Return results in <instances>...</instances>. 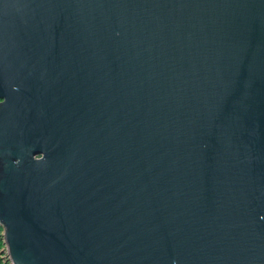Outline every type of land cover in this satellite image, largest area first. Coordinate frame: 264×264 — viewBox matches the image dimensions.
Instances as JSON below:
<instances>
[{
    "label": "water",
    "instance_id": "1",
    "mask_svg": "<svg viewBox=\"0 0 264 264\" xmlns=\"http://www.w3.org/2000/svg\"><path fill=\"white\" fill-rule=\"evenodd\" d=\"M0 100L16 264H264V0H0Z\"/></svg>",
    "mask_w": 264,
    "mask_h": 264
},
{
    "label": "bare ground",
    "instance_id": "2",
    "mask_svg": "<svg viewBox=\"0 0 264 264\" xmlns=\"http://www.w3.org/2000/svg\"><path fill=\"white\" fill-rule=\"evenodd\" d=\"M2 101H4V100H0V102H2ZM40 158H43V156H37L36 157V159H40ZM0 229H1V236H2V242H3V246L1 247V251H3V253L1 254L2 255V259H3V262H4V264H16L15 262H14V260H13V257H12V255L10 254V250H9V246H8V244H7V237H6V228H5V226L2 224V222L0 223ZM5 254H6V256L8 257V259L6 260L5 258H4V256H5Z\"/></svg>",
    "mask_w": 264,
    "mask_h": 264
},
{
    "label": "trees",
    "instance_id": "3",
    "mask_svg": "<svg viewBox=\"0 0 264 264\" xmlns=\"http://www.w3.org/2000/svg\"><path fill=\"white\" fill-rule=\"evenodd\" d=\"M0 233H1V229H0ZM2 236L0 234V264H4L3 260H2V257H1V247L3 246V242H2Z\"/></svg>",
    "mask_w": 264,
    "mask_h": 264
},
{
    "label": "rangeland",
    "instance_id": "4",
    "mask_svg": "<svg viewBox=\"0 0 264 264\" xmlns=\"http://www.w3.org/2000/svg\"><path fill=\"white\" fill-rule=\"evenodd\" d=\"M1 253H3V251H1ZM1 257H2V255H1ZM4 258H5L6 260L8 259V257L6 256V254H5ZM2 260H3V259H2Z\"/></svg>",
    "mask_w": 264,
    "mask_h": 264
}]
</instances>
